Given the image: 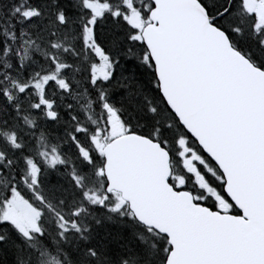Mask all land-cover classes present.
<instances>
[{
  "label": "snow or ice",
  "instance_id": "snow-or-ice-1",
  "mask_svg": "<svg viewBox=\"0 0 264 264\" xmlns=\"http://www.w3.org/2000/svg\"><path fill=\"white\" fill-rule=\"evenodd\" d=\"M0 264H264V0H0Z\"/></svg>",
  "mask_w": 264,
  "mask_h": 264
}]
</instances>
